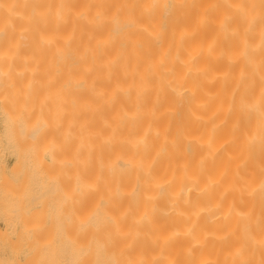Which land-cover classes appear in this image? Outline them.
Masks as SVG:
<instances>
[{
  "label": "bare ground",
  "instance_id": "6f19581e",
  "mask_svg": "<svg viewBox=\"0 0 264 264\" xmlns=\"http://www.w3.org/2000/svg\"><path fill=\"white\" fill-rule=\"evenodd\" d=\"M4 152L0 259L264 264V0H0Z\"/></svg>",
  "mask_w": 264,
  "mask_h": 264
},
{
  "label": "rangeland",
  "instance_id": "374dc122",
  "mask_svg": "<svg viewBox=\"0 0 264 264\" xmlns=\"http://www.w3.org/2000/svg\"><path fill=\"white\" fill-rule=\"evenodd\" d=\"M3 156L1 157V161H0V166L2 167V168H4V167H8V169H10L12 166H13V164L15 163V158L14 157H12V155L11 154H9L8 155V152H4V154H2ZM9 158V159H8ZM8 160V161H7ZM5 164V165H4ZM33 191V192H32ZM31 192H32V194L33 193H35L36 192V188L33 186L32 188H31ZM41 209V207H37V211H39ZM42 210V209H41ZM40 210V211H41ZM2 222V223H1ZM4 222H3V220L2 219H0V232H1V234H0V248H1V242H2V238L1 237H4V234L6 233V234H8V233H12V231H11V229H8L7 227H6V225L4 224ZM49 225H51V223H48L47 225H42V226H49ZM50 227V226H49ZM7 230V231H6ZM13 234V233H12ZM12 234H8L9 236H10V238H11V235ZM6 236V235H5ZM12 237H14L13 235H12ZM2 253V252H1ZM24 258H23V257ZM21 257H20V264H24L25 262H27L28 261V263H26V264H41V263H39V262H42V264H45V263H47V260H45V258H43L44 260L42 261H40V259H42V258H35L34 260H31V257L30 256H27V255H22ZM2 257H4L5 258V260H4V258H2V259H0V264L2 263H4V264H7V263H11V262H13V259H11L8 255H6L5 254V256H3L2 255ZM29 257V258H28ZM22 258H23V260H22ZM33 258V257H32ZM10 261H9V260ZM1 260H4L5 262H6V260H8L9 262H2ZM32 261H33V263H32ZM37 262V263H36ZM45 262V263H44ZM48 263H50V262H48ZM12 264H14V262L12 263Z\"/></svg>",
  "mask_w": 264,
  "mask_h": 264
}]
</instances>
